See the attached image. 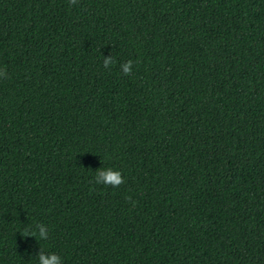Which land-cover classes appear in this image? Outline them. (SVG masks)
Segmentation results:
<instances>
[{"label": "trees", "instance_id": "obj_1", "mask_svg": "<svg viewBox=\"0 0 264 264\" xmlns=\"http://www.w3.org/2000/svg\"><path fill=\"white\" fill-rule=\"evenodd\" d=\"M0 70V264H264V0H0Z\"/></svg>", "mask_w": 264, "mask_h": 264}, {"label": "clouds", "instance_id": "obj_2", "mask_svg": "<svg viewBox=\"0 0 264 264\" xmlns=\"http://www.w3.org/2000/svg\"><path fill=\"white\" fill-rule=\"evenodd\" d=\"M69 2L70 4L75 5L77 4L78 0H69ZM114 62L115 61L112 55L104 57L103 64L105 68H109L111 65L114 64ZM132 67L133 61L131 60L120 65L121 71L125 76L132 74ZM0 77L7 78L6 70H0ZM94 180L96 184H105L114 188L119 187L121 184L124 183V177L122 175V172L119 170H115L111 167L106 169L102 167L98 171H96ZM126 199L132 202L133 205H135V201H132V198L130 196L126 197ZM37 233L39 235V238L42 240H47L49 237L48 228L42 223L35 225V231H32L31 229H26L22 233V235L25 237H36ZM37 261L38 264H62V258L60 255L55 252L46 253L42 248L41 251L37 254Z\"/></svg>", "mask_w": 264, "mask_h": 264}]
</instances>
